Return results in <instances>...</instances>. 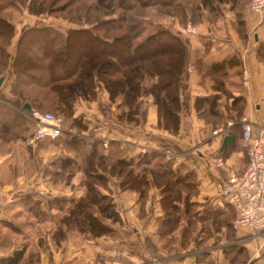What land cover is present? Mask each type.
I'll list each match as a JSON object with an SVG mask.
<instances>
[{
	"label": "crops",
	"instance_id": "crops-1",
	"mask_svg": "<svg viewBox=\"0 0 264 264\" xmlns=\"http://www.w3.org/2000/svg\"><path fill=\"white\" fill-rule=\"evenodd\" d=\"M234 1L215 2L210 10L200 0H172V5H166L164 16L153 5L148 9L150 22L160 23L186 43L176 133L158 123L152 94L139 98L137 123L120 120L119 99H110L101 83L96 86L95 99L76 98L72 116H62L58 137L35 138L36 122L25 111L27 120L22 132L4 135L0 131V228L19 229L6 240L0 234V258L23 247L26 260L22 264H238L237 255L246 251L248 258L243 264L264 263V232L235 227L236 211L216 186L227 178L229 169L240 171L248 160L242 125L234 117L245 115L254 131L264 126V10L257 13L249 9L248 2ZM39 15L44 14H31L23 9L9 19L14 25L12 54L17 38L29 26L48 25L63 32L75 26L64 21L62 24L53 15H47L48 20L39 19ZM187 22L196 26L195 32L186 29ZM196 52L209 65L221 61L228 65L223 78L225 90L214 85L213 70L200 72L196 68ZM229 57L235 59L233 65L228 62ZM0 76H3L0 94L9 97L13 68L8 66ZM209 97L213 103L207 101ZM196 98H203L199 109ZM229 119L233 123L227 125ZM219 126L227 131L213 133ZM94 140L98 142L96 145ZM110 148L116 157L125 159L160 152L176 173L190 175L196 189L190 198L191 220L183 199L178 203L179 225L162 234L160 227L165 229L167 225L160 204L161 187L149 174L148 195L143 203L138 190L120 188L121 177L109 175L108 160L100 165L92 159L94 151L106 155ZM166 149L174 155L168 158ZM217 158L222 162H217ZM90 163L97 173L107 176L121 214V221H110L94 208L95 215L114 229L112 234L93 236L89 231L66 229L58 223V217L68 209H60L51 202L55 198L77 199L83 195L85 169ZM69 204L68 201L66 206ZM14 210L29 212L38 221L44 219L45 224H49L45 219L56 217L54 225L50 223L37 233L35 249L28 250L29 238L10 216ZM191 225L194 229L183 245L182 228ZM57 226L64 233L59 240L53 233ZM31 252L38 254L36 261L27 258Z\"/></svg>",
	"mask_w": 264,
	"mask_h": 264
},
{
	"label": "trees",
	"instance_id": "trees-1",
	"mask_svg": "<svg viewBox=\"0 0 264 264\" xmlns=\"http://www.w3.org/2000/svg\"><path fill=\"white\" fill-rule=\"evenodd\" d=\"M160 1L165 5L173 4L172 0ZM200 1L213 10L215 2L228 0ZM149 3V0H0V74L8 66L13 68L14 74L12 95L0 94L1 133L16 135L25 129L27 117L23 112L26 115L29 113L22 108L25 101L30 103L31 108L51 110L70 117L76 98L94 99L98 83L104 85L111 99H120L118 118L130 124L139 121V98L152 94L157 106L158 123L176 133L181 108L179 80L186 66V43L160 23L135 21L131 16L136 12L135 5ZM12 8L17 12L25 9L31 14L61 16L75 26L65 32L48 25L29 26L17 38L12 54L10 45L14 25L9 20ZM69 46L74 47L71 56L67 55ZM228 59L231 65L235 63L233 57ZM194 64L200 72L213 70L214 85L225 90L223 78L228 65L222 64V61L209 65L200 52H196ZM206 99L213 103L212 97ZM201 100L203 98H196L198 109ZM239 116L234 117L235 122H238ZM97 143V140L93 141L94 145ZM92 159L100 165L107 159L109 175L121 177L120 188L138 190L141 203L148 195V175L152 176L153 182L161 187L160 204L167 225L165 229L160 227L162 234L179 225L181 208L178 203L183 199L187 205L188 220H191L189 206L193 203L190 198L196 193L193 179L188 174L176 173L171 162L165 160L160 152L125 159L116 157L110 148L106 155L94 151ZM85 173L83 195L77 199L51 200L60 209H68L58 217V223L75 226L82 232L89 231L93 236L112 234L114 229L94 213L96 207L102 217L121 221V214L107 184L108 178L103 173H97L92 163L87 165ZM68 201L69 207L66 206ZM36 212L40 211L37 209ZM193 229V225L182 228L183 245L187 244ZM53 233L57 240L63 237L59 226ZM23 251L21 247L0 258V264H22L26 260ZM37 256V253L31 252L27 258L34 257L36 261ZM246 256V251L238 254L235 263H245Z\"/></svg>",
	"mask_w": 264,
	"mask_h": 264
},
{
	"label": "built area",
	"instance_id": "built-area-1",
	"mask_svg": "<svg viewBox=\"0 0 264 264\" xmlns=\"http://www.w3.org/2000/svg\"><path fill=\"white\" fill-rule=\"evenodd\" d=\"M250 10L260 13L264 10V0H248ZM186 29L196 31V26L187 22ZM29 117L36 122L33 133L35 138L58 137L62 129L63 117L52 111H42L38 108L29 110ZM242 125V138L247 141L248 160L242 170L229 169L227 178L218 183L217 190L225 200L234 207L236 216L233 221L235 227L245 226L254 231H264V126L254 131L253 126L245 115L239 117ZM233 122L229 119L226 124ZM224 130L219 126L213 133ZM103 144L107 145L104 137ZM168 158L174 154L170 149L164 150ZM221 163L220 158L216 159Z\"/></svg>",
	"mask_w": 264,
	"mask_h": 264
},
{
	"label": "rangeland",
	"instance_id": "rangeland-1",
	"mask_svg": "<svg viewBox=\"0 0 264 264\" xmlns=\"http://www.w3.org/2000/svg\"><path fill=\"white\" fill-rule=\"evenodd\" d=\"M149 5L147 4H137L135 5V10L136 12H134V14H132L131 16L135 19V21H139V22H143V23H146L147 21H149L148 19V14H149V7H152L150 5H153V7H156L157 8V13L159 14H162L164 16L165 14V10L168 9L166 7V5L161 2L160 0H156V3H154V0H149ZM155 4V5H154ZM176 10V9H175ZM178 11V10H177ZM179 12V11H178ZM17 11L12 8V13L11 15H14L16 16L17 15ZM48 14H45L44 15H39L38 17H40L39 19H42V20H48L50 19L48 16ZM52 16V15H50ZM55 18H59L61 20V23L63 24L64 22H69L66 18L64 17H61V16H54ZM30 18L27 17V20H29ZM64 21V22H63ZM84 41V39H83ZM69 48H71L69 50ZM72 49H74L73 46H69L68 47V51H67V55L71 56L72 54ZM66 55V54H65ZM102 84V83H101ZM103 85V84H102ZM104 86V85H103ZM105 88V87H104ZM106 89V88H105ZM107 91V90H106ZM109 94V93H108ZM96 98V97H95ZM94 98V99H95ZM110 98V96H109ZM111 99V98H110ZM115 99H119V98H115ZM115 99H112V100H115ZM120 102V99L118 101V103ZM118 108H121L118 104L117 106ZM47 111V110H46ZM51 111V110H49ZM53 112V111H52ZM29 114V113H28ZM26 116V115H25ZM29 116V115H27ZM233 123V122H232ZM231 123V124H232ZM222 132V131H221ZM5 182H7V179L4 178ZM4 182V181H3ZM6 184V183H4ZM10 216L12 219H14V221H16L15 223H17L25 232V234L27 235V238L28 241H29V246L27 247L28 250H32V249H35V237L37 236V233L41 230V231H44L45 230V226H50L52 223V221H55L56 217L52 220L50 218H47L45 220H49V224H45L43 223L44 222V219L43 221H38L36 220L29 212H26V211H22V210H14L13 212L11 211L10 212ZM56 216V215H55ZM53 218V217H51ZM52 225H54L52 223ZM66 229H74V230H78L80 231L79 229H77L75 226H65ZM4 230H2L0 228V234L2 236V238L4 240L8 239V237L10 238L11 235L13 233H16V231H18L19 229L18 228H13L12 226L11 227H8V230H5L6 228H3ZM22 231V230H20ZM76 231V233L78 232ZM259 232H264V231H259ZM63 237H64V233H63ZM62 237V238H63ZM75 243H78L79 239L77 237L73 238ZM30 254V253H29ZM23 255H24V251H23ZM247 257V256H246ZM248 258V257H247ZM35 260L34 257H30V261H33ZM247 260V259H246ZM264 264V263H263Z\"/></svg>",
	"mask_w": 264,
	"mask_h": 264
},
{
	"label": "water",
	"instance_id": "water-1",
	"mask_svg": "<svg viewBox=\"0 0 264 264\" xmlns=\"http://www.w3.org/2000/svg\"><path fill=\"white\" fill-rule=\"evenodd\" d=\"M2 79H3V76H0V83H1ZM22 106H23L24 108H26L27 110H30V108H31L30 103L27 102V101H25V102L23 103Z\"/></svg>",
	"mask_w": 264,
	"mask_h": 264
}]
</instances>
